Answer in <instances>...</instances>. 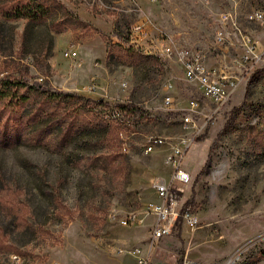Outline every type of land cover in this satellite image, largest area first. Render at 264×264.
<instances>
[{
    "label": "rangeland",
    "instance_id": "rangeland-1",
    "mask_svg": "<svg viewBox=\"0 0 264 264\" xmlns=\"http://www.w3.org/2000/svg\"><path fill=\"white\" fill-rule=\"evenodd\" d=\"M18 1L0 0V89L7 93L0 97V264H180L186 244L163 249L164 240L181 231L183 239L200 231L202 240L204 229L213 233L207 241L228 255L218 264L263 261L264 73L254 72L264 67V0H55L80 20L67 25L48 2L41 20L15 17ZM255 11L263 13L260 20L250 18ZM225 12L238 30L222 23ZM140 20L147 47L200 51L208 69L234 83L228 100L216 105L202 97L176 58L129 48L130 27ZM219 29L222 42L215 39ZM247 39L255 50L245 58ZM67 48L76 58L63 55ZM42 90L102 99L88 102L91 110L73 122L64 116L63 126L101 125L58 137L55 113L64 115L76 100L48 102L45 114L35 116ZM166 95L173 97L169 107ZM192 100L196 112L184 126ZM119 103L142 111L116 126L109 111ZM158 138L162 143L147 151ZM182 138L190 142L182 166L191 180L179 198L199 225L190 230L179 220L171 235L153 243L154 184L169 179L166 157ZM208 156L210 166L198 176ZM131 212L135 222L122 224Z\"/></svg>",
    "mask_w": 264,
    "mask_h": 264
},
{
    "label": "built area",
    "instance_id": "built-area-1",
    "mask_svg": "<svg viewBox=\"0 0 264 264\" xmlns=\"http://www.w3.org/2000/svg\"><path fill=\"white\" fill-rule=\"evenodd\" d=\"M69 1H90V2H100V0H69ZM263 17L261 11H255L250 18L260 20ZM231 14L229 12L222 13L221 21L222 23L231 22L234 30H238L236 24L231 20ZM147 31L145 28V23L143 20L135 22L130 27V32L128 36L127 46L134 49H144L149 51L150 54H156L159 52L165 59L176 58L182 65L184 70V76L187 81L197 83L199 91L202 97L210 99L220 105L228 100L231 89L234 86L232 81H227L226 76L216 74L215 70L208 69L205 65L204 55L196 50L188 47H175L173 45H161L154 49V45L147 47L145 45ZM226 35L224 30L219 29L216 33L215 39L217 42H222L225 40ZM245 58L249 57L250 54L254 53L255 45L252 41L247 39ZM152 48V49H151ZM63 55L66 58H76L77 53L72 48H67L63 51ZM170 86V85H169ZM164 106L169 107L173 103V97L171 95H166L163 99ZM189 113L186 114L182 121L184 126H188L192 122V113L196 112V106L198 105L197 100H192L190 102ZM114 120L121 118L123 113L115 109L111 113ZM162 140L160 138L153 139L146 146V150H152L157 144H161ZM190 145L189 140L180 139L177 142L170 145V151L167 154L166 162L171 165L172 173L168 180H161L154 184L156 196L158 201L153 203L149 207V212L154 216V225L151 229V239L154 242L159 241L161 238L171 235L180 220L184 226L193 230L198 227L199 220L195 213L188 207L184 206V203L180 200L179 192L180 188L188 184L191 180V174L182 166L183 156L185 151ZM136 220V215L134 213H129L125 219L121 220V223L127 225L129 223H134ZM229 259L224 264H229L231 260ZM48 264H60L58 262H51ZM139 264H146L143 260H139ZM180 264H202L187 257H184Z\"/></svg>",
    "mask_w": 264,
    "mask_h": 264
},
{
    "label": "trees",
    "instance_id": "trees-1",
    "mask_svg": "<svg viewBox=\"0 0 264 264\" xmlns=\"http://www.w3.org/2000/svg\"><path fill=\"white\" fill-rule=\"evenodd\" d=\"M32 2H28L25 3L23 0L18 1L16 4L13 3L11 10L12 13L14 14L15 17H25V18H30V19H34V20H41L44 16H48L49 15V7L45 4L50 3L52 5L55 6V9L57 10L56 13L60 14V18L63 20V24L67 25L70 24L71 21H79V18L77 16H74L73 13L71 11H69L65 6H63L61 3L56 2L55 0H43V3H39L37 2V0H31ZM255 74H263L264 73V67L257 69L255 72ZM250 82V81H249ZM249 85V83L247 84ZM6 90L5 88L0 89V97L2 95H5L7 93H5ZM30 90L32 92H39V87H30ZM41 96L43 97L41 99L40 102H38L37 106H36V113L35 116H40L42 117L45 114L44 111V107L46 105V103L48 102H52L55 103V107L57 106H61V103L63 102H71L72 100H76V102H74L73 107H71L70 109H67L64 113V115L59 114L58 112L55 113L56 118L53 122H55V126L58 127H54V129H59V132L57 135L58 137H60L61 135H72V134H78L82 128L87 130V127L89 129L94 128V126L97 125H101V124H94L91 121L89 122H85V125H88L87 127H85V125H80V126H74V123H70V126L67 128H64L63 125H65V118L64 116L70 117L72 119V122L74 121V119H76L78 116H80L82 113H85L84 111L88 112L91 110L92 107H90V109H88L87 103L88 102H92L94 104H102L103 101L102 99H97L96 101H92L88 98H85L81 95H77L74 93H67V92H63V91H51V90H42L40 91ZM248 96V87L246 88L245 92H244V100L242 101V104L245 103L246 101V97ZM19 100H22L24 98H18ZM72 101V102H73ZM71 102V103H72ZM241 104V105H242ZM117 110H119L121 113H123V116L121 118H118L116 120L115 117H112V115H110L109 119L116 121L117 125L119 127H123L125 125L126 119L124 118L125 115H130L132 113H136L137 111L140 112L142 111V109L140 107H136L130 104H124V103H119L117 105ZM238 107H234L233 110H235ZM115 110V109H114ZM113 109H111L109 112L110 114L112 113V111H114ZM72 115H74V118H72ZM227 124V123H226ZM226 124L224 125V127L219 131L218 136L221 135L225 130H226ZM216 142V141H215ZM210 166V158L209 156L207 157L203 167L201 168V170L198 173V176L204 174V172L207 171L208 167ZM264 257V255L262 256Z\"/></svg>",
    "mask_w": 264,
    "mask_h": 264
},
{
    "label": "crops",
    "instance_id": "crops-1",
    "mask_svg": "<svg viewBox=\"0 0 264 264\" xmlns=\"http://www.w3.org/2000/svg\"><path fill=\"white\" fill-rule=\"evenodd\" d=\"M88 96V95H85ZM212 224V223H209ZM209 224L207 223V226H209ZM183 230V229H181ZM196 231V230H195ZM178 236H169L167 240H164V246L162 247L163 249H166L168 247V243H174L175 245L177 243L179 244H183V242L186 244L187 246V251L185 256L187 258H189L190 260L202 263V264H218L219 261H221L222 259H225L228 255L226 252H221L219 250H216V246L215 243L212 242H208L207 241V236H211L213 235L212 232H208L207 229L203 230V236L204 239H200V231H198V233H196V235H194V237H188L187 239H183L182 236V231L179 233H176ZM171 239V240H170ZM173 244V245H174ZM195 247H203L204 250H208L205 251L204 253H201L200 251H194L193 249H195ZM213 250V251H212ZM256 264H264V260L263 261H259Z\"/></svg>",
    "mask_w": 264,
    "mask_h": 264
},
{
    "label": "bare ground",
    "instance_id": "bare-ground-1",
    "mask_svg": "<svg viewBox=\"0 0 264 264\" xmlns=\"http://www.w3.org/2000/svg\"><path fill=\"white\" fill-rule=\"evenodd\" d=\"M233 263V261L231 260L230 262H229V264H232Z\"/></svg>",
    "mask_w": 264,
    "mask_h": 264
}]
</instances>
